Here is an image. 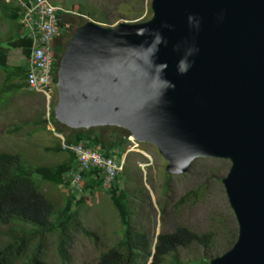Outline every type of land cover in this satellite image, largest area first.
Segmentation results:
<instances>
[{
	"label": "water",
	"instance_id": "1",
	"mask_svg": "<svg viewBox=\"0 0 264 264\" xmlns=\"http://www.w3.org/2000/svg\"><path fill=\"white\" fill-rule=\"evenodd\" d=\"M151 11L75 31L55 119L125 129L154 145L172 176L199 158L229 161L222 184L238 238L210 264H264V0H151Z\"/></svg>",
	"mask_w": 264,
	"mask_h": 264
},
{
	"label": "rangeland",
	"instance_id": "2",
	"mask_svg": "<svg viewBox=\"0 0 264 264\" xmlns=\"http://www.w3.org/2000/svg\"><path fill=\"white\" fill-rule=\"evenodd\" d=\"M48 1L76 16L80 15L81 6L93 7L98 18L83 15L84 23L91 20L107 27L123 22H145L153 15L151 0ZM85 8L90 15L89 7ZM8 27L9 23L0 10L1 42L6 41ZM65 41L67 39H62V42ZM26 61L21 50L10 53L11 66H21ZM5 78L4 72L0 71V91ZM56 98L50 101L43 94L29 90L4 95L0 99V152L22 153L27 163L33 166L54 168L65 163L68 155L54 149L60 143L57 126L48 122ZM115 152L123 164L118 183L129 194L128 221L134 241L144 233L149 243L148 251L155 253L161 234H172L185 228L196 234L212 236L213 242L207 245L179 249L174 255L181 264L213 260L227 250V240L232 239V232L237 227L222 184L231 167L229 161L199 158L186 174L172 176L167 170L166 160L154 145L131 140L126 149L119 148ZM40 188L60 206L65 204L69 195L68 189L63 186L44 182ZM190 192L194 195H189ZM85 197L78 213L79 229L72 233V246L68 250L70 264H98L102 253L119 248L127 231L109 193L91 192ZM84 231L96 234L98 239L86 236ZM6 237L4 229H0V241L7 240ZM57 242L55 234L49 235L44 253L49 264H65L58 254ZM144 258H140L137 264H143ZM171 258V254L167 255L164 264H171ZM152 262L153 258H149L147 264ZM17 264H23V261Z\"/></svg>",
	"mask_w": 264,
	"mask_h": 264
},
{
	"label": "trees",
	"instance_id": "3",
	"mask_svg": "<svg viewBox=\"0 0 264 264\" xmlns=\"http://www.w3.org/2000/svg\"><path fill=\"white\" fill-rule=\"evenodd\" d=\"M85 7H89L90 15ZM85 7H80L79 16L73 15L71 12H59L58 14L60 36L55 42L57 52L55 73L58 71L62 53L71 36L79 27L86 24L83 15L98 18L93 7ZM0 10L9 23L6 41H0V71L4 72L6 77L0 91V99H2L4 95L23 92V90L31 91L27 82V63L21 66H11L9 57L12 51L21 50L26 60L29 59L32 44L30 40L21 37V9L17 3L0 0ZM62 39H67V41L62 42ZM48 122L57 126L56 131L65 137L67 143L83 142L90 147L100 146L102 153L106 156H117L116 149H126L130 144L131 134L125 129L99 127L90 130H73L57 123L53 109ZM54 149L66 153L69 157L65 163L54 168L30 165L22 153L0 152V229H4V234L7 236V240L0 241V264H17L20 260L23 261V264H49L44 253L48 237L51 234H55L58 238L57 250L62 262L65 264L71 262L68 250L72 246V233L79 229L78 213L86 197L77 199L69 186L70 182L67 176L78 169L76 157L71 152L64 151L61 142ZM83 177L85 196L91 192L104 191L101 177L96 171L86 172ZM44 182L68 189L69 195L63 206L54 203L42 191L40 185ZM107 193L120 212L127 231L119 248H111L107 253H102L98 264H137L143 256L145 257L143 264H147L149 258H153L151 264H164L165 257L169 254L172 255L171 264H181L174 255L179 249L213 242V238L209 234L200 235L182 228L172 234L159 235L155 253H152L148 251L149 243L144 233L139 235L136 241L133 240V231L128 221L129 194L127 191L121 189L119 183H116ZM189 195H194V192H190ZM233 231L232 239L227 240L225 252L233 247L238 238V225ZM84 234L97 238L96 234L87 231H84ZM210 261L204 259L199 264H210Z\"/></svg>",
	"mask_w": 264,
	"mask_h": 264
},
{
	"label": "built area",
	"instance_id": "4",
	"mask_svg": "<svg viewBox=\"0 0 264 264\" xmlns=\"http://www.w3.org/2000/svg\"><path fill=\"white\" fill-rule=\"evenodd\" d=\"M16 2L20 12V26L22 38L32 44L31 56L27 59L28 86L32 92L43 94L50 101L57 93V52L54 44L59 37V18L61 8L48 0H6ZM61 146L64 151L71 152L77 159L78 169L67 176L72 192L77 199L85 197V182L83 174L92 170L101 177L102 188L108 192L117 183L118 176L123 170V164L115 155L106 156L100 148L90 147L80 142L67 143L62 135ZM129 140H133L132 137ZM134 141V140H133Z\"/></svg>",
	"mask_w": 264,
	"mask_h": 264
},
{
	"label": "clouds",
	"instance_id": "5",
	"mask_svg": "<svg viewBox=\"0 0 264 264\" xmlns=\"http://www.w3.org/2000/svg\"><path fill=\"white\" fill-rule=\"evenodd\" d=\"M58 7V6H57ZM60 8V7H59ZM60 12H67V11H64L63 9H62V11H60ZM68 13V12H67ZM60 35V34H59ZM21 37H22V35H21ZM58 39V38H57ZM56 42V41H55ZM54 47H55V44H54ZM184 71H186V69H183ZM56 104H57V101H58V91H57V93H56ZM58 135H60V134H57V136ZM63 136V135H62ZM59 137V136H58ZM131 137V136H130ZM60 138V137H59ZM130 141V140H129ZM60 142H61V139H60ZM135 142V141H134ZM136 143V142H135ZM119 161V160H118Z\"/></svg>",
	"mask_w": 264,
	"mask_h": 264
},
{
	"label": "crops",
	"instance_id": "6",
	"mask_svg": "<svg viewBox=\"0 0 264 264\" xmlns=\"http://www.w3.org/2000/svg\"><path fill=\"white\" fill-rule=\"evenodd\" d=\"M96 148H100V151L103 152V151H102V148H101L100 146H99V147H96ZM137 152H139V150H138ZM116 158H117V156H116ZM117 159H118V158H117ZM119 162H121V161H119ZM121 163H122V162H121ZM117 183H118V179H117Z\"/></svg>",
	"mask_w": 264,
	"mask_h": 264
},
{
	"label": "flooded vegetation",
	"instance_id": "7",
	"mask_svg": "<svg viewBox=\"0 0 264 264\" xmlns=\"http://www.w3.org/2000/svg\"><path fill=\"white\" fill-rule=\"evenodd\" d=\"M60 36V35H59ZM63 54V53H62Z\"/></svg>",
	"mask_w": 264,
	"mask_h": 264
}]
</instances>
